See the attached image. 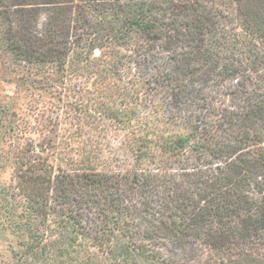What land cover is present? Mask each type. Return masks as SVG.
Listing matches in <instances>:
<instances>
[{
    "label": "trees",
    "instance_id": "1",
    "mask_svg": "<svg viewBox=\"0 0 264 264\" xmlns=\"http://www.w3.org/2000/svg\"><path fill=\"white\" fill-rule=\"evenodd\" d=\"M234 2L0 0V54L88 80L78 121L121 134L113 168L94 139L16 146L23 264H264V0Z\"/></svg>",
    "mask_w": 264,
    "mask_h": 264
},
{
    "label": "rangeland",
    "instance_id": "2",
    "mask_svg": "<svg viewBox=\"0 0 264 264\" xmlns=\"http://www.w3.org/2000/svg\"><path fill=\"white\" fill-rule=\"evenodd\" d=\"M213 2L229 13L234 11V0ZM29 76L25 68L13 64L6 55L0 54V264H23L22 260L26 257V235L15 228L24 223V204L21 199L10 198L15 183L12 155L16 146H21L24 139H51L55 149L54 154L53 150L50 152V162L54 165H60L55 159L57 156L78 159L84 143L87 142V147L90 148L89 139H94L104 148L103 154L109 159L106 160L107 166L113 168L114 165H119L113 162V152H120L118 143L121 134L107 132L108 137L102 140L99 135L104 133L99 132L98 128L94 132L90 131L83 124V120L92 119L80 116V120H83L78 121L75 107L86 105L93 98L92 94H88V80H65L51 71L52 78L57 80L56 84L40 89L27 80ZM142 98L152 101L155 95L152 96L149 92ZM93 112L94 110L88 114L92 115L91 118L96 117ZM16 129L24 130L23 140H16ZM107 144L109 146L106 147ZM12 207L14 212L11 211Z\"/></svg>",
    "mask_w": 264,
    "mask_h": 264
}]
</instances>
